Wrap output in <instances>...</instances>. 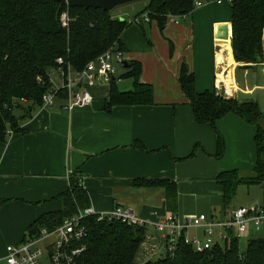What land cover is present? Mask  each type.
<instances>
[{"label": "crops", "instance_id": "1", "mask_svg": "<svg viewBox=\"0 0 264 264\" xmlns=\"http://www.w3.org/2000/svg\"><path fill=\"white\" fill-rule=\"evenodd\" d=\"M223 5L196 8L178 23L168 21L163 32L152 22L154 40L144 34L145 40L140 32L135 41L123 34L126 61L142 64L140 81L153 86L154 104L107 109L110 86H100L94 88L91 104L71 114L60 100L31 112L18 110L19 130L0 142V262L6 248L23 242L38 219L64 208L74 180L85 193L84 204L96 211L129 207L151 222L170 214L182 218L206 214L225 221L237 208H264L259 197L236 199L243 188L250 195L253 185L241 186L226 206L218 183L222 172L254 174L258 125L235 113L214 126L199 124L179 83L185 64L195 75L197 93L224 92L227 98L259 104L261 100L254 98L264 99V63L244 69L232 61V10ZM224 23L229 30L219 35ZM229 73L234 80L230 88ZM254 187L264 195L263 185ZM247 237V241L256 237L252 228Z\"/></svg>", "mask_w": 264, "mask_h": 264}, {"label": "trees", "instance_id": "2", "mask_svg": "<svg viewBox=\"0 0 264 264\" xmlns=\"http://www.w3.org/2000/svg\"><path fill=\"white\" fill-rule=\"evenodd\" d=\"M197 1L201 0H150L135 19L148 15L149 24L156 22L163 32L170 15L192 14ZM231 10V45L235 59L232 57V61L243 64L244 69L263 64L264 0H233ZM65 12L70 17L68 28L61 22ZM128 26L126 20L112 17V12L71 8L58 0H0V142H6L9 132L19 130L22 117L16 115V110L31 112L43 106V96L52 89L48 74L56 67L59 57L71 62L76 71H82L89 62L111 48L123 51L122 36ZM140 26L143 27L144 22ZM143 32L146 35L145 30ZM127 62L129 66L120 79H132L134 89L121 92L118 81H112L107 109L154 104L153 86L140 81L142 64ZM179 83L199 124L214 126L217 120L235 113L246 122L258 125L255 137L258 162L254 174L242 177L233 170L218 176L225 205L231 204L243 185L264 186V112L260 104L240 102L216 91L197 93L195 75L185 64ZM64 96L65 93L60 92L59 100L62 101ZM22 99L25 104L20 102ZM223 152L224 144L220 139L219 154ZM169 193L173 195L174 191L169 189ZM84 194L78 181H72L71 189L65 195L64 208L38 219L29 234H38L42 228L54 230L79 209L89 207L83 202ZM86 223L89 239L80 258L81 264H136L146 237L145 228L119 222H98L94 217ZM228 233V239L212 250L200 251L181 241L173 256L165 255L144 264H264V238L250 239L243 249L236 230L231 229Z\"/></svg>", "mask_w": 264, "mask_h": 264}, {"label": "built area", "instance_id": "3", "mask_svg": "<svg viewBox=\"0 0 264 264\" xmlns=\"http://www.w3.org/2000/svg\"><path fill=\"white\" fill-rule=\"evenodd\" d=\"M232 1L201 0L196 2V8L210 3L221 5ZM186 17L170 15L168 21L178 23ZM61 22L64 28L69 27L70 17L67 12L62 15ZM134 22L140 25L143 22L149 23L150 19L145 15L136 18ZM125 62L124 52L117 47L89 62L82 71H76L71 62L59 57L56 67L48 74L52 89L43 96V107L55 105L60 92L65 93L62 101L69 114L77 108L88 106L93 101L92 90L95 87L110 86L112 81L121 80L119 67H125ZM20 102L26 101L22 99ZM93 217L98 222H119L130 227L145 228L146 238L157 240L158 245L164 249L161 254L171 256L177 251L181 241L200 251L212 250L228 239L231 229L236 230L239 240L245 238L250 228L255 235L264 230V209L255 206L237 208L225 221H218L206 214L186 218L170 214L156 222L143 219L129 207L115 206L107 212L87 207L66 218L54 230L42 228L38 234H28L20 244L9 245L6 248L5 264H81L80 258L87 249L89 239L86 220Z\"/></svg>", "mask_w": 264, "mask_h": 264}, {"label": "rangeland", "instance_id": "4", "mask_svg": "<svg viewBox=\"0 0 264 264\" xmlns=\"http://www.w3.org/2000/svg\"><path fill=\"white\" fill-rule=\"evenodd\" d=\"M150 3V0H139L133 3H129L120 7H117L116 9H114L112 11V17L115 18H119L122 21L126 20L129 23V26L126 30V33L129 34V36L135 41L136 40V34L137 36H139V32L142 36H144V39L146 40V37L143 33V31L145 30L146 35L148 37V39H152L154 40V37L151 33V24L144 22V26L141 27L140 25L136 24L134 22V18L137 14L141 13V11H143L146 6ZM223 9H226V7H231V3L230 2H224L223 3ZM207 7V6H204ZM184 20V19H183ZM140 37V36H139ZM138 46V45H137ZM158 48L160 47V43H157ZM222 56H225V54L223 53ZM127 57V56H126ZM128 58V57H127ZM126 68L125 67H119V75L121 73H125ZM118 88L121 91H130L133 90V82L132 79H124V80H120L117 83ZM107 88H104L102 90L106 91ZM93 94L96 92V89L92 90ZM224 95V92H223ZM257 98H259L261 107H262V111L264 112V99L262 97H255L254 99L256 100ZM18 113V110H16V114ZM240 195L238 196L239 200H247V201H253L256 200L258 197V199L260 200L261 204H264V195L263 192L259 189V187H251V192L250 195L247 194V192L245 191V189H241L240 190ZM250 204H248L247 206H249ZM249 207H252L249 206ZM255 238H264V230H262L261 232H259L258 234L256 233V237ZM249 238H244L241 240V247L244 249L247 245V240ZM152 238H150V240H148L145 237L144 242L141 245L140 248V252L137 256L136 259V264H144L145 262L149 261V260H156L158 258H161L162 256H165L161 254L163 252V248L160 247L159 245H157V242L155 245L151 244ZM144 251V253H142ZM2 264H5L4 259H2Z\"/></svg>", "mask_w": 264, "mask_h": 264}, {"label": "water", "instance_id": "5", "mask_svg": "<svg viewBox=\"0 0 264 264\" xmlns=\"http://www.w3.org/2000/svg\"><path fill=\"white\" fill-rule=\"evenodd\" d=\"M58 1L71 8L78 7L84 9H102L104 11L112 12L117 7L129 3H133L139 0H58ZM231 29H232V25H231ZM221 30L227 32L229 30L228 23H224V25H220V29L218 33L219 35L221 34ZM128 66L129 63L126 61L125 68H128Z\"/></svg>", "mask_w": 264, "mask_h": 264}, {"label": "bare ground", "instance_id": "6", "mask_svg": "<svg viewBox=\"0 0 264 264\" xmlns=\"http://www.w3.org/2000/svg\"><path fill=\"white\" fill-rule=\"evenodd\" d=\"M221 34H224V33L221 32ZM229 65H230V64H229ZM229 68H230V67H229ZM226 71H227V69H226ZM233 83H234V80H233L231 74L229 73V75H227V77H226V84H227L228 87L230 88V86L233 85Z\"/></svg>", "mask_w": 264, "mask_h": 264}]
</instances>
